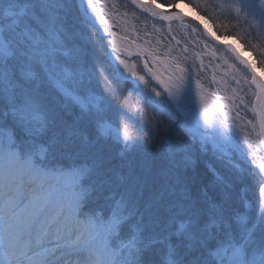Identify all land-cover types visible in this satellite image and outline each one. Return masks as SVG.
<instances>
[{
	"label": "rangeland",
	"instance_id": "374dc122",
	"mask_svg": "<svg viewBox=\"0 0 264 264\" xmlns=\"http://www.w3.org/2000/svg\"><path fill=\"white\" fill-rule=\"evenodd\" d=\"M102 1H104L105 5L114 4L113 3L114 0H102ZM217 4L219 7L223 6L227 8V10H229L230 8L234 14L239 13V10L237 9L235 5L224 4V3H221L220 1H218ZM94 5L96 6V8L93 6L92 8L89 9V16L91 18H94L97 21L100 30H102L104 33H107V30L109 29L112 30V27H111L112 23H110V20L114 21V15H112L111 13H108V16H106L104 14L103 9H99V7L101 6L100 4L99 5L94 4ZM10 8L12 7H7V9H10ZM4 15H7V13H5ZM127 19L130 23L126 20L121 21L118 24L117 28L115 29L116 30L115 34L111 36L113 32L110 33V40L107 46V51L110 53V55L108 56L109 59L112 58L113 60L122 63V65L119 66L120 71H116V75H120L122 78L127 79V81L131 82V84L136 88L143 87L146 82L153 83L149 94L146 96V99L149 97L151 99H155L156 101L160 102L163 99V97H166V99L170 101V104L174 106L175 110L180 115L183 125H180L179 127L182 128L184 132L190 135L191 138L189 137V139L193 141V144L195 146H200L202 143H205V142H208L207 144L208 146H211V145L214 146V144L217 143V141L212 140L210 138L208 133L212 132L218 136L219 128L218 127L214 128L211 118H209L208 121L202 120L203 116L208 118L212 110H215V109H217L220 112L221 121L225 120L226 126H230L231 128H233L236 132H238L241 135L242 138L245 139L242 129L243 127H246V130L253 128L252 121L250 117L248 116V124H247V121L245 124H243V123H240L241 121L240 118L233 119L234 114H227V111H224V110L221 111L220 107L228 101L227 99L219 98V99L214 100L213 98L208 96L210 93V90L208 88L200 87V85H196L194 83L189 84L185 82H179L178 84L176 83L177 84L176 85V84H171L170 82H166V83L161 82L159 80H155L152 82L150 80H147L145 78H142V77H139L133 74L126 67V66L131 67L128 60H130L136 53V48L138 47L139 43L142 47L151 51V48L145 45L146 42L144 40L150 39L156 44L158 41L166 40L167 36L170 38V43L167 44V46L174 47V46H177L178 44H181V48L187 49L179 53L178 52L172 53V55L167 59H165V56H163L164 55L163 52L161 51L154 52V54L160 59H165L164 64L167 67L173 64H177L178 63L177 60L182 57L189 58L190 56L187 53L188 50L190 54H195L196 61H197L196 63L197 64L200 63L202 66L204 65L203 63H207L208 65H210L211 64L209 60L210 58L212 59V62H215L217 58L222 57V55H218L219 54L218 51L213 52L214 50H212L208 46L207 43L204 44L203 42H201L200 40L201 38L199 37L198 32L195 31L194 29L192 30L191 27L190 26L188 27L187 24H178L174 26V28L171 25L164 26L162 27V29H164L165 35L160 36L158 34V31H161V30L159 28L152 29L153 26L149 23V21L144 20V21H141L139 26H136V25L134 26L133 24L136 23V21L134 20V17L130 15V16H127ZM187 32H188V36H190L191 38L189 37L188 39L184 38L183 35H185V33ZM54 41L56 40L51 39L50 42L47 40L49 44H52ZM199 47L202 50L204 56L207 55V57L203 59L202 62L201 60L204 56H202V54L197 53ZM149 54L155 56L152 51L149 52ZM184 60H187V59H182L181 61H184ZM219 61H223V60L219 59ZM186 62L190 63L189 61H186ZM150 65H151L152 70L162 67L160 64L156 63L153 60H150ZM122 68H124V70L126 71L125 73L121 72ZM211 72L213 74L212 81L214 83V79L216 78L218 79L219 77L214 71V69L211 68ZM128 73L130 75H127ZM182 75L185 76L186 72H183ZM183 76L181 77L182 80L184 79ZM148 79H152V78L150 77ZM207 84L211 88V84L209 82H207ZM156 88H157L156 93L152 94V91L155 90ZM252 95L253 93L251 91L250 97ZM183 103L192 104V106L194 107V111H188L184 108L186 113L183 114L175 105L177 104V105H181L182 107H184ZM255 107L256 109H259L260 107L259 101H256ZM221 128H226V127L221 125ZM233 134L239 135L236 133H233ZM254 136L255 135H253V139H255ZM248 140L250 141L249 137H248ZM214 147H218V146L215 145ZM206 149H209V148H206ZM259 166L264 175V164H260ZM116 223H118V217L114 216V219L111 220L109 224H107L109 228L108 227L104 228L101 233V237L109 244L110 249H109L108 255H113L116 252L115 246L118 244V242H114L112 240L113 233L111 234L110 232L111 228ZM110 243L112 246L110 245ZM116 260L117 261L115 262V264H124L122 260L120 261L119 259H116ZM243 260L245 261V257L242 255L240 259L238 260V264H242ZM259 263L260 264L264 263V250L257 251L256 254L253 255L251 262H250V264H259Z\"/></svg>",
	"mask_w": 264,
	"mask_h": 264
},
{
	"label": "trees",
	"instance_id": "16d2710c",
	"mask_svg": "<svg viewBox=\"0 0 264 264\" xmlns=\"http://www.w3.org/2000/svg\"><path fill=\"white\" fill-rule=\"evenodd\" d=\"M175 1L176 0H173V2H175ZM186 1L189 4H192V6L196 10H198L204 17L208 18L212 22V24L214 25L215 31L219 36L235 37L239 42H241L245 46L246 49H251V50L254 49L255 51H257V49L253 47V44L259 43V40L257 39V37L254 36V34L252 32H248L246 30H243L244 27L242 26L241 22H235L233 20H227L226 21L224 19L222 20L221 19L223 17L222 14L219 13L217 10H215V8L209 6L208 3L205 4L207 6V7H205L206 11H203L200 8H198L197 6H195V4H196L195 2H198L197 0H186ZM196 5H198V4H196ZM209 11L212 14L209 13ZM235 25L239 26L243 30V32L239 33L240 30H238L235 27ZM254 50H252V51L254 52L255 55H257V53H255ZM259 50L263 52V50H261V49H259ZM259 59L264 60L263 58H259ZM169 139H167V141ZM227 177L229 178L230 175L227 174ZM226 188H227L226 194H224L222 192H218L215 189H212V191L215 193V198L213 199L211 204H215L217 206H215L214 208H211L210 217H209V219H208V217H204L203 218L204 222H207V223L209 222L212 225L220 219L221 213H222L223 208H224V201H228L230 204L233 203L235 205L241 204L243 202V200L240 201L234 195V193H232V191L229 190L230 188H228V187H226ZM206 190L208 191L207 188H206ZM212 220H215V222H211ZM206 226H207L206 228H208V225H206Z\"/></svg>",
	"mask_w": 264,
	"mask_h": 264
},
{
	"label": "snow or ice",
	"instance_id": "6c2138e0",
	"mask_svg": "<svg viewBox=\"0 0 264 264\" xmlns=\"http://www.w3.org/2000/svg\"><path fill=\"white\" fill-rule=\"evenodd\" d=\"M253 47L256 48L257 50L260 49V45L259 43H255L253 44ZM256 62H257V70L259 71H264V60H260L258 57L256 58ZM179 79V77H178Z\"/></svg>",
	"mask_w": 264,
	"mask_h": 264
},
{
	"label": "bare ground",
	"instance_id": "6f19581e",
	"mask_svg": "<svg viewBox=\"0 0 264 264\" xmlns=\"http://www.w3.org/2000/svg\"><path fill=\"white\" fill-rule=\"evenodd\" d=\"M28 181L30 182V179L28 178ZM0 190H1V188H0Z\"/></svg>",
	"mask_w": 264,
	"mask_h": 264
}]
</instances>
